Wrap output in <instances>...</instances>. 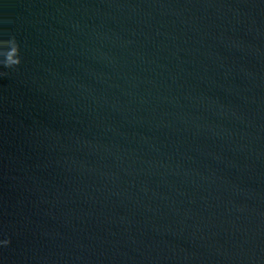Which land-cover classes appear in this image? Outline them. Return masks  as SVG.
I'll use <instances>...</instances> for the list:
<instances>
[{"label": "water", "instance_id": "water-1", "mask_svg": "<svg viewBox=\"0 0 264 264\" xmlns=\"http://www.w3.org/2000/svg\"><path fill=\"white\" fill-rule=\"evenodd\" d=\"M0 264H264V0H0Z\"/></svg>", "mask_w": 264, "mask_h": 264}]
</instances>
